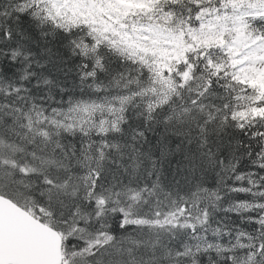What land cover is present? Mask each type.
<instances>
[{
  "label": "snow or ice",
  "instance_id": "obj_1",
  "mask_svg": "<svg viewBox=\"0 0 264 264\" xmlns=\"http://www.w3.org/2000/svg\"><path fill=\"white\" fill-rule=\"evenodd\" d=\"M0 264H264V0H0Z\"/></svg>",
  "mask_w": 264,
  "mask_h": 264
}]
</instances>
